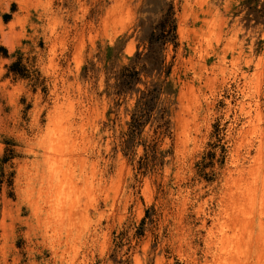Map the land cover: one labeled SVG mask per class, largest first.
Returning <instances> with one entry per match:
<instances>
[{
  "label": "rangeland",
  "instance_id": "1",
  "mask_svg": "<svg viewBox=\"0 0 264 264\" xmlns=\"http://www.w3.org/2000/svg\"><path fill=\"white\" fill-rule=\"evenodd\" d=\"M244 262L264 0H0V264Z\"/></svg>",
  "mask_w": 264,
  "mask_h": 264
},
{
  "label": "bare ground",
  "instance_id": "2",
  "mask_svg": "<svg viewBox=\"0 0 264 264\" xmlns=\"http://www.w3.org/2000/svg\"><path fill=\"white\" fill-rule=\"evenodd\" d=\"M259 204H260V203H259ZM231 217H232V216H231ZM251 218H252V217H251ZM261 225H262V223H261ZM244 228H245V227H244ZM245 233H246V232H245ZM245 233H244V234H245ZM248 236H249V235H248ZM240 238H241V237H240ZM237 239H238V238H237ZM247 244H248V243H247ZM239 246H240V245H239ZM237 250H238V249H237ZM236 252H237V251H236ZM228 262H229V261H228ZM234 262H235V261H234ZM244 264H245V262H244Z\"/></svg>",
  "mask_w": 264,
  "mask_h": 264
}]
</instances>
